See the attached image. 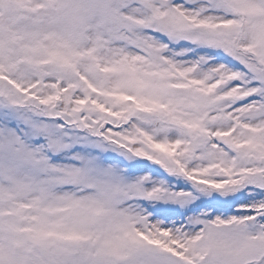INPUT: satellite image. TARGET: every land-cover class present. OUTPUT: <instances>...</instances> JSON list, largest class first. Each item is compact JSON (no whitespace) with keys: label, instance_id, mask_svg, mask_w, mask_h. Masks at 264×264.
Here are the masks:
<instances>
[{"label":"snow or ice","instance_id":"6c2138e0","mask_svg":"<svg viewBox=\"0 0 264 264\" xmlns=\"http://www.w3.org/2000/svg\"><path fill=\"white\" fill-rule=\"evenodd\" d=\"M0 264H264V0H0Z\"/></svg>","mask_w":264,"mask_h":264}]
</instances>
